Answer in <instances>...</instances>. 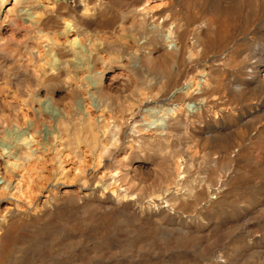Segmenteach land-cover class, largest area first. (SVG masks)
<instances>
[{
  "label": "bare ground",
  "instance_id": "bare-ground-1",
  "mask_svg": "<svg viewBox=\"0 0 264 264\" xmlns=\"http://www.w3.org/2000/svg\"><path fill=\"white\" fill-rule=\"evenodd\" d=\"M0 264H264V0H0Z\"/></svg>",
  "mask_w": 264,
  "mask_h": 264
},
{
  "label": "rangeland",
  "instance_id": "rangeland-1",
  "mask_svg": "<svg viewBox=\"0 0 264 264\" xmlns=\"http://www.w3.org/2000/svg\"><path fill=\"white\" fill-rule=\"evenodd\" d=\"M178 10H179V8H178ZM193 15H194V12L191 13V16H193ZM233 30L235 31V29H233ZM233 30H232L230 33H234ZM250 37H251V36H250ZM7 204H8V203H6L5 206H7Z\"/></svg>",
  "mask_w": 264,
  "mask_h": 264
}]
</instances>
